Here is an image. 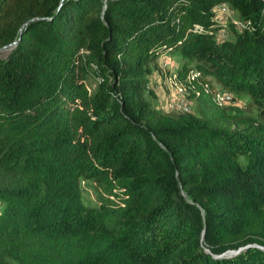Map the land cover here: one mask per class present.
I'll return each instance as SVG.
<instances>
[{"label":"trees","instance_id":"obj_1","mask_svg":"<svg viewBox=\"0 0 264 264\" xmlns=\"http://www.w3.org/2000/svg\"><path fill=\"white\" fill-rule=\"evenodd\" d=\"M221 3L252 26L219 37ZM263 9L0 0V264H264ZM162 54L255 112L205 91L193 112L157 109Z\"/></svg>","mask_w":264,"mask_h":264},{"label":"built area","instance_id":"obj_2","mask_svg":"<svg viewBox=\"0 0 264 264\" xmlns=\"http://www.w3.org/2000/svg\"><path fill=\"white\" fill-rule=\"evenodd\" d=\"M264 3V0H262ZM215 21L223 25L219 31L220 37L228 34V25L232 23L238 31L245 27L252 26L251 21L243 20L238 12L229 4L221 3L214 8ZM264 18V9H263ZM173 56L162 54L158 59L159 70L165 76V81L170 89V96L165 101L167 110L181 113L193 112L196 99L202 91L212 94L213 99L221 106L228 105L236 99L234 92L228 89H217L203 75L199 69H188V79L183 80V71L171 70ZM205 78V79H204Z\"/></svg>","mask_w":264,"mask_h":264},{"label":"rangeland","instance_id":"obj_3","mask_svg":"<svg viewBox=\"0 0 264 264\" xmlns=\"http://www.w3.org/2000/svg\"><path fill=\"white\" fill-rule=\"evenodd\" d=\"M219 37H220V33H219ZM1 52L4 53V51H1ZM173 57L174 58L172 60L171 70L183 71V80L186 83L187 82L186 80L188 79V73H186L187 70L188 69H198V68L196 67V64L194 62L184 65L185 62L183 61V59L177 58L178 56L176 55ZM203 75L205 74L203 73ZM205 76L215 88L220 89V90L223 89L221 84L218 82V80L215 78L214 75L209 74ZM149 79H150V88H153V89L155 88L157 90V87H158V90H157L158 92H162L164 90V97L160 98L161 100H159L158 95H157V98L155 99L148 94V96L153 99V103L156 106V108L166 113H173L174 111H169L167 110V107H166L165 101L170 96V89L165 81V76L163 75V73H161L160 70H155L150 75ZM88 83L92 89H95L98 85V80L95 77L90 76L88 79ZM228 105L236 109H239L240 111H243V112H246V111L255 112V109L251 108L249 105V99L245 97L243 94L236 95V99L232 103L230 102ZM81 184H82V191H83V202L86 205H98L101 198L104 197V195H106L105 191H103L101 188L99 189L96 186V183L93 179L83 178ZM0 209H2L1 206H0Z\"/></svg>","mask_w":264,"mask_h":264},{"label":"crops","instance_id":"obj_4","mask_svg":"<svg viewBox=\"0 0 264 264\" xmlns=\"http://www.w3.org/2000/svg\"><path fill=\"white\" fill-rule=\"evenodd\" d=\"M179 58V57H177ZM154 87V86H152ZM155 89V88H154ZM164 89V88H163ZM157 90H158V87H157ZM156 89H155V92L156 94L159 96V100H161L160 98H163L164 97V90L162 92H158ZM160 91V90H159Z\"/></svg>","mask_w":264,"mask_h":264},{"label":"water","instance_id":"obj_5","mask_svg":"<svg viewBox=\"0 0 264 264\" xmlns=\"http://www.w3.org/2000/svg\"><path fill=\"white\" fill-rule=\"evenodd\" d=\"M14 43H16V42H14Z\"/></svg>","mask_w":264,"mask_h":264}]
</instances>
